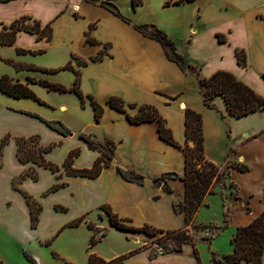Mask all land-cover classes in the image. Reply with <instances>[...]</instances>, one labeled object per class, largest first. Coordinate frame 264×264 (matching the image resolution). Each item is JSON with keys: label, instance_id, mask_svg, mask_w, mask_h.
Masks as SVG:
<instances>
[{"label": "crops", "instance_id": "crops-1", "mask_svg": "<svg viewBox=\"0 0 264 264\" xmlns=\"http://www.w3.org/2000/svg\"><path fill=\"white\" fill-rule=\"evenodd\" d=\"M99 1L0 2V28L2 24H10L24 15L39 20L42 25L51 23L53 27L51 40L20 31L13 45L0 42V50L8 47L11 51L8 55H14L25 64L44 68L63 67L73 55L87 61V64L79 65L72 60V65L81 71V89L105 107L100 120H97L90 100L87 99L83 105L75 92L60 93L31 84L43 100L57 106V109H50L30 97L3 93L5 107L10 105L13 109L40 112L47 118H60L71 127L72 133L63 135L38 119L6 109L10 117L36 127L31 131L21 129L16 135L41 132L49 137L43 136L44 144L52 140L61 141L63 146L58 157L52 152L46 155L60 165L71 149L80 147L81 154L73 164L75 168H90L101 155L98 149H91L79 133H92L98 140L110 139L116 143L112 164L103 168L95 178L70 176L64 168L59 178L43 166L21 163L17 155L13 169L4 176L0 167V264H18L12 259L11 252L16 245L19 264H32L22 255L24 250L38 264H89L91 252L107 260L124 253L107 255L102 246L106 236L89 248L93 234L99 235L105 229H118L111 224L109 215L101 209L102 205H109L120 217L131 219V224L136 227L146 223L166 230L185 227L184 214L174 209V204L184 199L183 180L180 177L167 179L173 192H167L162 185L157 186L153 182L155 177L165 173L184 174L183 150L160 137L156 121L132 123L126 112L107 103L112 96L125 101L130 115L138 112V108L128 106L130 103H147L157 107L175 140L182 145L186 142L185 109L201 113L206 157L215 164L223 165L230 153L231 162L247 164L248 171L233 168L230 179L237 185L238 192V175L250 179L248 183L245 181V185L258 182V194L264 201V110L235 117L229 114L222 96L215 97V107L208 106L196 77L170 60L160 42L134 26L136 23H155L175 41L177 51L200 69L201 76L209 77L217 70H227L264 95V0H191L168 6L164 5L166 0H158L153 9L155 17L149 19L140 18L142 4L134 8L133 0L132 3L114 0L132 22L125 21ZM219 34L223 35V40ZM19 49L39 52L19 54ZM238 49L246 52L245 66L238 62ZM5 71L20 81H25V75L30 73L33 77L47 78L68 87L74 84L76 78L71 69L54 74L37 71L17 73L12 67H4L1 72ZM252 155H256V163L263 170L256 175H253ZM30 166L37 168L41 180L27 178L20 182V187L38 197L44 205L36 227H32L30 206L24 193L13 184L14 179ZM117 166L141 173L145 183L141 185L123 179L117 173ZM62 181L67 183L66 186L43 196L53 184ZM255 194L252 189L244 192L246 198ZM248 202L252 203L250 199ZM56 204L67 206V212L55 209ZM263 210L264 202L261 209L253 210L242 224H248ZM80 217L84 219L79 225H69ZM89 222L95 225L94 229L88 227ZM124 232L134 238V244L126 253L140 247L132 236L134 232ZM188 247L193 246L186 243L183 251ZM183 251L159 253L150 259L151 249L144 247L123 264H162L166 256L173 255L177 256L175 260L180 264L183 260L179 255Z\"/></svg>", "mask_w": 264, "mask_h": 264}, {"label": "trees", "instance_id": "trees-1", "mask_svg": "<svg viewBox=\"0 0 264 264\" xmlns=\"http://www.w3.org/2000/svg\"><path fill=\"white\" fill-rule=\"evenodd\" d=\"M9 1V0H0ZM89 2L96 3L99 0H87ZM183 1L191 0H169L166 4L181 3ZM102 5L107 7L113 13L120 16L127 22L132 20L124 15L119 6L112 0H100ZM142 3V0H133L134 7H137ZM135 28L142 32L144 35L153 38L161 43L167 57L176 62L181 69L193 74L198 82L200 92L203 94L205 103L210 107H215L214 99L217 96H222L225 100L227 110L229 114L235 117H243L255 111L264 110V95L258 93L255 89L239 79L234 73L227 70H217L209 77H203L200 75V69L190 62L187 57L177 51L175 41L165 32L158 27L155 23H136ZM20 31L36 34L39 39L46 38L51 40L53 35V27L51 23L42 25V23L32 18L31 16L24 15L15 19L10 24H2L0 28V42L3 45H13L15 43L17 34ZM219 38L223 40V35L219 34ZM19 52H32L37 53L39 51H31L26 49H19ZM238 62L241 65H247V57L244 49H238L236 51ZM72 60H76L79 65L87 64V61L80 59L73 55L72 59L63 67L60 68H40L30 66V68L39 69L45 72H58L63 69H71L75 72L76 78L74 84L70 87L59 83L51 82L46 79L35 80L29 78L27 83L20 81H14L8 75L0 76V90L4 93L14 97H33L39 99L35 92L30 88V82H39L46 86L50 90H56L60 92H75L81 99L83 105H85L87 99L90 100L95 110V116L97 120H100L104 113L105 107L101 105L90 94H85L81 89V71L72 65ZM264 78V73L262 74ZM111 107L127 113L129 120L132 123H143L156 121L158 123V131L161 138L165 141L181 148L185 154V171L183 175H179L176 172L165 173L159 177H155L153 182L155 185H162L167 192H173V188L168 183V178L180 177L184 183V199L174 204V209L177 212L184 214L185 227L179 229H162L151 224H144L143 226L136 227L131 224V219L120 217L115 213L109 205H102L101 209L108 215L110 222L116 228L127 232H144L149 235H155L156 233H166L169 238L168 243H162L159 245L162 254L172 252H182L183 246L186 243H190L193 246V253L196 258L195 264H202L200 255L197 248L198 241L190 233V227L193 229H206L212 228L211 225L196 223V215L199 209L205 205H209L206 201L208 195L214 193V185L222 179L225 175H231V170L236 168L239 171H248L249 166L243 162H231L229 160L230 153L226 156V162L223 165H218L210 161L205 155V136L203 130V119L201 113L198 111L186 108L185 109V133L186 142L184 145L178 143L172 133V130L167 126L166 119L160 114L157 107L151 104L136 103L128 104L129 107L138 108V112L135 115H130L127 112V104L125 101L118 97L112 96L107 102ZM27 114L34 115L44 121L51 128L57 130L63 135H68L71 129L60 120H48L42 116L23 111ZM80 138L91 149H98L101 155L95 160L94 164L90 168H75L73 166L75 158L81 153L79 147L71 149L62 165L53 163L46 158V154L50 152L57 144L53 143L49 146H43L40 143L38 135L32 136H19L16 137L17 151L16 155L21 163L28 164L33 163L39 166H43L59 178L62 177L61 169L64 168L70 176H82L95 178L99 176L103 168L109 167L113 162V155L116 148V143L110 139L98 140L92 133L82 132L79 134ZM8 135H6L1 142L0 146V167L2 165L3 148L7 143ZM117 173L125 180L135 182L143 185L145 183V177L141 173H138L132 169H125L120 166L116 168ZM31 177L38 179V173L34 166H30L25 172L20 174L14 179V187L19 189V184L25 178ZM66 182H58L51 190H57L66 186ZM233 184V183H232ZM26 200L30 206L32 227H36L39 221V216L42 211V205L35 200L28 193L23 192ZM157 197V196H156ZM236 198H240L236 196ZM63 208V207H62ZM84 217L77 218L73 222L69 223L71 226L79 225ZM90 229H94L95 225L92 222L88 223ZM106 235L103 231L100 236L93 234L90 239L89 248H92L98 241ZM214 235L209 237L204 236L202 240L208 242L211 241ZM231 243L233 245V252L223 256V259H219L214 254V260L217 264H238L245 261L247 264H264V210L256 216L248 224H241L237 227ZM144 246L137 247L127 254H123L112 260H105L95 253H91L89 257V264H117L122 263L124 259L132 254L140 251ZM25 258L32 264H38L36 259L26 250L23 251ZM157 253H150V259H153Z\"/></svg>", "mask_w": 264, "mask_h": 264}, {"label": "rangeland", "instance_id": "rangeland-1", "mask_svg": "<svg viewBox=\"0 0 264 264\" xmlns=\"http://www.w3.org/2000/svg\"><path fill=\"white\" fill-rule=\"evenodd\" d=\"M112 1H114V0H112ZM121 1L123 3H132V0H121ZM167 1H169V0H166L164 2L165 6L169 5V4H166ZM157 2H158V0H142V3H141L142 4V10L140 11V18L149 19V18L155 17L153 9H154V6L157 4ZM141 4H139V5H141ZM134 8H137V7H134ZM145 23H147V22H145ZM148 23H151V22H148ZM3 49H4V51L0 50V76L8 75L14 81H17V80L20 81L19 79H17V77L13 76L12 73H10V72H7V71L1 72L4 67L5 68L12 67L13 72H17V73L24 72V71H29V72H33V71L36 72L37 71V72H40L43 74L57 73V72H45V71H42L39 69L30 68V66H34V65L25 64V63L17 60L14 55L13 56L8 55L11 53L10 48L4 47ZM18 52H19V50H18ZM26 53H32V52H19V54H26ZM3 54H7V56H5ZM34 67H40V66H34ZM40 68H44V67H40ZM29 78H33L37 81L40 79L49 80L47 78H42V77L41 78L33 77L29 73V74L25 75L26 80L20 81V82L27 83ZM49 81L55 82L52 80H49ZM31 84H39L41 86H44L43 84H41L39 82H30L29 83L30 88L35 92V94L37 95V97L39 99H36L33 97H30V98L35 99L36 101H38L42 105L49 106L50 109H53V110L57 109V106L51 105L50 103H47L45 100H43L37 94V92L31 87ZM54 91H56V90H54ZM3 93L4 92H2L0 90V146H1L2 139L6 135H8V140H7V143L5 144V146L3 148L1 174L4 176V173L13 169L14 163L16 161V151H15L16 137H19V136L38 135L40 138V143L43 146H49L53 143H56L57 145L50 152H52V154L54 156L58 157L61 154V149H62L61 147L63 146V143L61 141L52 140L49 144H44L42 142V138H44V137L49 138V137L42 134L41 132H36L33 134L31 133L28 135H26V134L16 135L17 131H19L21 129L31 131V130H36V127H34L31 123L29 125H26L22 121H18V119L10 117L8 115V112L6 109L15 110V112L25 114V115L30 116L32 118L38 119L39 121H42V120L40 118L34 116V115L27 114L23 111H29V112L38 114V115H40L43 118L48 119V120H60L65 125H67V124L60 118H47L42 113L34 111V110L13 109V106H10V105H7L5 107L4 98L2 96ZM60 93H65V92H60ZM4 94H6V93H4ZM42 122L45 123L44 121H42ZM47 126H49V125H47ZM67 126L71 129V127L69 125H67ZM70 133H72V129H71ZM46 158H47V156H46ZM255 158H256V155L251 156V162L254 166L253 175L258 174V172L259 173L263 172L262 168H260L258 166V164L256 163ZM49 161L56 163V164H59L53 160H49ZM35 169L38 173V179L35 180L31 177H27V178H31L34 181H40L41 180V174L37 170L36 167H35ZM27 178H25V179H27ZM249 180L250 179H248L247 176H246V178L241 177L239 175L237 176L236 183L238 184V187H239V192H238L237 185L231 181L229 175H225L224 177H222V179H220L219 182H217L214 185V193L207 196L206 201L209 203V205H207V206L203 205L199 209V211L196 215V218H195L196 223L197 224L205 223V224H209L212 226V228H206V229H202V228L193 229L192 227H190L191 235L194 237L195 240H197V241L199 240L197 243V248H198V252H199L202 264H217L216 261L214 260V257H213L214 254L216 255L217 258L223 259L224 255L232 253L233 252V245L231 243V239H232L237 227L240 224L245 223V221L249 218L250 214L253 213V210L259 211L261 209L264 201H261V197H259V194H258L259 184H258V182L251 181V182H253L252 184L245 185V181H246V183H248ZM57 183H55V184H57ZM55 184H53L50 188H48L43 193V196H47L51 192H54V191H57V190L63 188V187H61L57 190H51V188ZM251 189L254 190L256 192V194L252 198H246V196L244 195V192H246V190H251ZM19 190L22 192H25V190H23L20 187V184H19ZM25 193H27V192H25ZM239 193H240L241 198H236V196H239ZM29 195H31L35 200H37L42 205V210H43L44 205L41 202V200L38 197L34 196L33 194H29ZM248 199L251 200V202H252L251 204L248 202ZM55 209L66 213L68 210V207L65 205L56 204ZM105 232H106V235H105L106 239L102 245L103 248L105 249V253L107 255H112V254H114V252H124V253L114 257L113 259H115V258H117L123 254H127L126 251L128 250V248L132 244H134L133 243L134 238L131 236L128 237V234L126 232L120 230V229H113V230L105 229ZM95 234L97 236H100V234L99 235L97 233H95ZM210 235H214L210 242H208L206 240H202L204 236L209 237ZM132 236H134L137 239L140 246L150 248L151 251L153 253H157V255L159 253H161V249H160L159 245L162 243L166 244L169 242V238H167L168 235L166 233H156L155 235H149V234L144 233V232H134V233H132ZM81 238H82V235H81ZM100 241H98L96 244H98ZM17 248L18 247L16 245V247L12 248L11 252H12V259L15 260L19 264L20 262H19L18 257H17L19 254L17 253V251H15V249L17 250ZM91 253H95V252H91ZM22 255L24 256L23 253H22ZM129 257H127L126 259H128ZM176 257L177 256H175V255L166 256L162 260V264H177V261L175 260ZM179 257H180V259L183 260V262L181 261L180 264H191L194 260L196 261V258H195L194 253H193V247H188V248L184 249L183 254L179 255ZM126 259H124L122 263H117V264H123ZM105 260H107V259H105ZM110 260H112V259H110ZM107 261H109V260H107ZM263 263H264V256H263ZM126 264H134V262H128ZM238 264H247V263L245 261H242L241 263H238Z\"/></svg>", "mask_w": 264, "mask_h": 264}, {"label": "water", "instance_id": "water-1", "mask_svg": "<svg viewBox=\"0 0 264 264\" xmlns=\"http://www.w3.org/2000/svg\"><path fill=\"white\" fill-rule=\"evenodd\" d=\"M71 134V133H70Z\"/></svg>", "mask_w": 264, "mask_h": 264}]
</instances>
